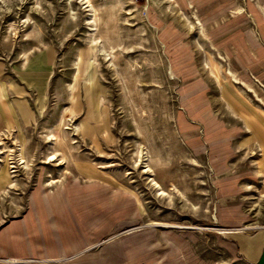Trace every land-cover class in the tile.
Wrapping results in <instances>:
<instances>
[{"label": "rangeland", "instance_id": "374dc122", "mask_svg": "<svg viewBox=\"0 0 264 264\" xmlns=\"http://www.w3.org/2000/svg\"><path fill=\"white\" fill-rule=\"evenodd\" d=\"M84 1L0 0V264H264V0Z\"/></svg>", "mask_w": 264, "mask_h": 264}, {"label": "bare ground", "instance_id": "6f19581e", "mask_svg": "<svg viewBox=\"0 0 264 264\" xmlns=\"http://www.w3.org/2000/svg\"><path fill=\"white\" fill-rule=\"evenodd\" d=\"M84 2H86V3H88V4H91V0H85ZM92 7V6H91ZM97 9V8H96ZM98 11V10H97ZM95 12H96V10H95ZM92 15H94L95 16V14L92 12ZM93 16V17H94ZM98 16V15H97ZM92 18V17H91ZM94 18H96V17H94ZM93 18V19H94ZM99 18V17H98ZM97 18V19H98ZM110 18V17H109ZM91 20V19H90ZM107 21H108V19H107ZM110 21V20H109ZM95 22V21H94ZM104 23H105V21H104ZM98 26V25H97ZM93 29V28H92ZM90 31V30H89ZM94 30H92V32H93ZM94 40H98V38L97 39H94ZM93 40V41H94ZM110 45V44H109ZM110 48L112 49L113 48V46H111L110 45ZM96 49H97V44H96V42H94V43H92L91 44V46L89 47V49H88V52H87V54H86V52H81L80 54H79V57H80V60H81V62L84 64V66L82 67V69H81V71L82 72H85V71H87V69H88V74L90 75V78H92V76H93V67H91L92 66V62L90 61V59H92V60H94L95 58L93 57V56H95L96 55ZM99 49H101V48H99ZM48 55H49V57H48V59L50 58V56H51V51L50 50H48ZM92 55V57H90ZM25 59V58H24ZM53 59V58H52ZM95 61V60H94ZM47 62V56H45V55H40V57H39V59H38V61H36V71H35V75L37 76V77H44L45 75H47V74H45V73H47V72H49V71H45V70H41V69H43V68H45L46 67V63ZM49 62H50V59H49ZM95 65V64H94ZM91 68H90V67ZM89 68H90V70H89ZM0 75H1V68H0ZM71 87V86H70ZM71 92V91H70ZM84 92H85V94H86V96H87V103H88V110H87V116H88V118H96V119H98L99 118V116H98V113H97V95H98V89L96 88V86H94V85H86L85 86V88H84ZM6 94H5V89L3 88V86H0V120H2V122H3V125H4V127H9V124H11L14 120H15V116H14V114L12 113V111H11V108H12V105L11 104H7L5 101H3V99H4V96H5ZM70 100L69 101H71V107L68 109V114H70V115H72L73 114V112H75V109L77 108L76 106L77 105H79V102H80V100H79V92L78 91H72L71 92V96H70ZM100 100V99H99ZM254 124H257L256 122L254 123ZM261 125V124H260ZM250 126H254L257 130H255V129H253L252 127H250ZM67 127V126H66ZM250 129H251V131H252V133L254 134V132H255V134H254V136L258 139V143H259V146H260V148H261V150L263 151V155H262V157L264 158V126H259V125H257V126H255V125H253L252 123H251V125H249L248 126ZM1 128V127H0ZM63 128H64V126H63ZM1 134H6V135H8L9 133H7V132H5V133H0V144L1 143H3L1 140H2V136H1ZM62 143H65V142H62ZM62 143H60V144H62ZM59 144V145H60ZM22 149H21V147H18V148H7L5 151H9L10 152V154H12V155H14V152H15V155H14V157L16 158V160L15 161H13V163H15L13 166H11V167H17V166H19V165H21L22 164V166L21 167H24V168H29V166H31L32 164L29 162V160L28 159H25L23 156H22V151H21ZM58 154L56 153V152H53V153H51L50 154V156H48V158H47V161L46 162H50V161H58L56 164H61V162H64L65 163V161H66V158L64 157V156H62L63 158L61 159V158H59L58 156H57ZM136 156L138 157V160L140 161V162H145V160H147V158H148V155L147 154H145V153H143V151H142V149H139L138 148V150H137V152H136ZM137 160V159H136ZM195 161V160H194ZM196 162V161H195ZM78 167L80 168V169H82L83 167L81 166V164H78ZM145 167H146V169L144 170L145 172H148V171H151L152 169L148 166V164H145ZM258 168H257V172H261L262 174L264 173V161H261L259 164H258V166H257ZM13 171H16L15 169L13 170ZM264 175V174H263ZM14 175H11L10 174V172L7 170V168L5 167V166H0V187H4V186H6V184H10V185H12V180H11V177H13ZM57 181L58 180H54V179H51L50 181H46L45 183H42V185L41 186H43V185H45V186H51L53 183H57ZM151 181H152V185H153V187H155L156 188V190L158 191V195H165L166 193H165V191H164V189H162L161 188V186H160V184L157 182V181H155L153 178H151ZM64 186V185H63ZM168 193V192H167ZM44 199H47L48 198V194L47 193H44ZM45 197H47V198H45ZM43 199V200H44ZM39 219V218H38ZM33 222H35V218L34 219H32L31 221H30V224L32 225L33 224ZM255 228V227H258V226H252V225H246L245 226V229H249V228ZM247 243H243V249L244 248H246L247 250H250V251H252V250H254L257 246H258V244H259V242H252L251 244L250 243H248L247 245H246Z\"/></svg>", "mask_w": 264, "mask_h": 264}]
</instances>
